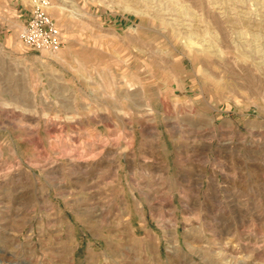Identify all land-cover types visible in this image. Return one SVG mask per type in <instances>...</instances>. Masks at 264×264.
I'll list each match as a JSON object with an SVG mask.
<instances>
[{"label":"rangeland","instance_id":"374dc122","mask_svg":"<svg viewBox=\"0 0 264 264\" xmlns=\"http://www.w3.org/2000/svg\"><path fill=\"white\" fill-rule=\"evenodd\" d=\"M0 0V264H264V0Z\"/></svg>","mask_w":264,"mask_h":264},{"label":"built area","instance_id":"2783aa9c","mask_svg":"<svg viewBox=\"0 0 264 264\" xmlns=\"http://www.w3.org/2000/svg\"><path fill=\"white\" fill-rule=\"evenodd\" d=\"M52 0H32V11L20 34L21 43L35 52L57 53L63 47L60 30L49 14Z\"/></svg>","mask_w":264,"mask_h":264}]
</instances>
